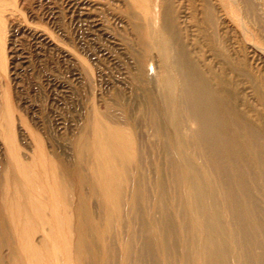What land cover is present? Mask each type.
<instances>
[{
	"label": "bare ground",
	"instance_id": "1",
	"mask_svg": "<svg viewBox=\"0 0 264 264\" xmlns=\"http://www.w3.org/2000/svg\"><path fill=\"white\" fill-rule=\"evenodd\" d=\"M131 1L138 11L128 17L142 52L133 59L130 94L141 98L143 119L122 113L124 123L109 110L97 111L75 141L74 162L58 151L39 162L49 174L50 194L62 196L51 212L69 230L74 263L264 264V80L240 57L237 43L218 31L211 0H194L192 8L182 0ZM231 1L264 46L262 1ZM187 24L204 38L197 52L185 43ZM259 46L252 59L264 64ZM148 64L154 66L149 73ZM4 102L0 264H20L19 254L28 260L37 250L29 234L38 228L42 247L55 242L53 228L40 219L33 197L40 191L20 159ZM142 127L151 133L146 141ZM33 218L40 219L35 229ZM59 245L66 247V239Z\"/></svg>",
	"mask_w": 264,
	"mask_h": 264
},
{
	"label": "rangeland",
	"instance_id": "2",
	"mask_svg": "<svg viewBox=\"0 0 264 264\" xmlns=\"http://www.w3.org/2000/svg\"><path fill=\"white\" fill-rule=\"evenodd\" d=\"M182 1L185 6L194 7V0ZM211 1L216 12L220 13L215 14L218 31L225 35L226 40L237 43L240 57L246 60L257 77L264 80V64L252 59L251 53L255 46H264L258 43L259 38L251 24L241 17L240 10L231 0ZM260 1L264 4V0ZM137 11L131 0H0V113L6 99L13 117L16 149L20 151L21 161L26 165L28 163L29 178L31 176L30 179L37 182L40 196L33 194V197L38 200L40 219L53 228L55 242L54 246L42 247V234L38 228L36 233L29 234V240L37 245V250L28 260L25 254H19L20 264H56V259L58 262L64 261V264L75 262L69 245V230L64 226L63 219L59 218L58 224L57 216L51 212V206L58 204L62 196L53 197L50 194L53 189H49V174L41 165L43 158L58 151L68 161L70 158L74 162L75 141L83 132L89 131L91 118L97 111L109 110L117 116L115 119L121 121L122 113L127 120H132L134 115L135 120L139 113L140 119L145 115V109L141 110L144 106L141 98L135 100L130 94L133 59L138 54L140 56L142 49L128 15H136ZM186 27L185 43L189 47L195 46V52L200 47L203 49L204 38L197 28L189 24ZM244 28L257 39L247 34ZM152 67L151 64L146 66L148 73ZM140 130V136L146 137L145 141L148 135L151 138L149 129L142 127ZM147 146L149 155H154V149ZM4 148L1 140L0 167L7 158ZM163 158L161 155L160 159ZM87 160L83 167L86 168L85 172L88 171V176L90 162ZM151 166H147V171L153 174ZM25 189L29 190L27 187ZM153 192L149 190L151 198ZM93 206L101 211L96 203ZM33 219L36 220H33L35 229L40 219ZM150 234L146 231L144 237L149 238ZM63 239H66V247L59 245V240ZM116 253L119 255V250Z\"/></svg>",
	"mask_w": 264,
	"mask_h": 264
}]
</instances>
